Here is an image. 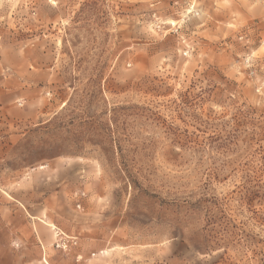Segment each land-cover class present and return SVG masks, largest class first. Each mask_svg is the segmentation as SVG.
I'll use <instances>...</instances> for the list:
<instances>
[{
  "label": "rangeland",
  "instance_id": "1",
  "mask_svg": "<svg viewBox=\"0 0 264 264\" xmlns=\"http://www.w3.org/2000/svg\"><path fill=\"white\" fill-rule=\"evenodd\" d=\"M45 252L264 264V0H0V264Z\"/></svg>",
  "mask_w": 264,
  "mask_h": 264
},
{
  "label": "crops",
  "instance_id": "2",
  "mask_svg": "<svg viewBox=\"0 0 264 264\" xmlns=\"http://www.w3.org/2000/svg\"><path fill=\"white\" fill-rule=\"evenodd\" d=\"M2 82H4V80H2ZM29 216H30V218H35V216L32 215V214H30V213H29ZM40 222H42L47 228H49V229L52 230L53 232H54L53 227H55V230L58 229L57 226L55 225V223H53V222H51V221H48V220H46V219H40ZM35 231L37 232L38 237H39V239H40V241H41V244H42L43 247H44L45 243L43 242V240H42V238H41V236H40V234H39L38 227H37L36 225H35ZM54 235H55V234H54ZM41 262H42V264H51L50 261L48 260V257H47V253H46V252L43 254V257H42V261H41Z\"/></svg>",
  "mask_w": 264,
  "mask_h": 264
},
{
  "label": "bare ground",
  "instance_id": "3",
  "mask_svg": "<svg viewBox=\"0 0 264 264\" xmlns=\"http://www.w3.org/2000/svg\"><path fill=\"white\" fill-rule=\"evenodd\" d=\"M57 236H58V234H57Z\"/></svg>",
  "mask_w": 264,
  "mask_h": 264
}]
</instances>
